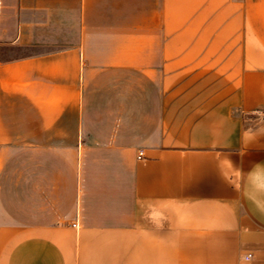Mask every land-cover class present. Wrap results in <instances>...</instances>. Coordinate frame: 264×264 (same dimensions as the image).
<instances>
[{"label": "crops", "instance_id": "0c3cea01", "mask_svg": "<svg viewBox=\"0 0 264 264\" xmlns=\"http://www.w3.org/2000/svg\"><path fill=\"white\" fill-rule=\"evenodd\" d=\"M244 251L264 264V0H0V264Z\"/></svg>", "mask_w": 264, "mask_h": 264}, {"label": "built area", "instance_id": "2783aa9c", "mask_svg": "<svg viewBox=\"0 0 264 264\" xmlns=\"http://www.w3.org/2000/svg\"><path fill=\"white\" fill-rule=\"evenodd\" d=\"M143 156V152H139V158ZM74 227L77 226L76 223L73 224ZM254 260V253L252 251H244L239 260V264H252Z\"/></svg>", "mask_w": 264, "mask_h": 264}]
</instances>
